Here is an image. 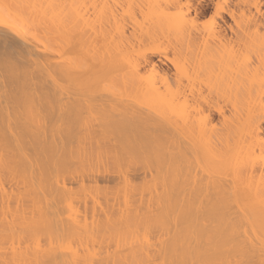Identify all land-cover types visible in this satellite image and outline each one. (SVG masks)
<instances>
[{
  "label": "bare ground",
  "instance_id": "bare-ground-1",
  "mask_svg": "<svg viewBox=\"0 0 264 264\" xmlns=\"http://www.w3.org/2000/svg\"><path fill=\"white\" fill-rule=\"evenodd\" d=\"M0 264H264V0H0Z\"/></svg>",
  "mask_w": 264,
  "mask_h": 264
},
{
  "label": "rangeland",
  "instance_id": "rangeland-1",
  "mask_svg": "<svg viewBox=\"0 0 264 264\" xmlns=\"http://www.w3.org/2000/svg\"><path fill=\"white\" fill-rule=\"evenodd\" d=\"M201 5H203V7H207V8H206V11H204L203 13H201L199 15L198 21L200 23H203V24H208V23H210V20H211V15H212L213 7H212V5L210 3H204V2H202ZM225 18L227 20H229V18L227 17V15H225ZM145 47L147 48V46H145ZM158 57H159L158 55L157 56L155 55L154 59L156 60V59H158ZM159 58L162 60V62H159V65L161 67H163V68L171 67L170 62L168 60H166L164 58H161V57H159ZM212 117H213L214 121L217 120L216 113H213ZM193 173H194V176L196 177L195 180L197 181L198 180V177L200 176V173L201 172H200V170H199V168H198L195 160H194V163H193Z\"/></svg>",
  "mask_w": 264,
  "mask_h": 264
}]
</instances>
